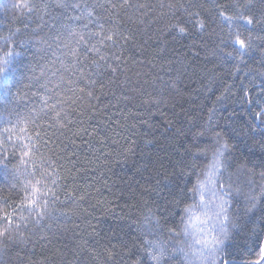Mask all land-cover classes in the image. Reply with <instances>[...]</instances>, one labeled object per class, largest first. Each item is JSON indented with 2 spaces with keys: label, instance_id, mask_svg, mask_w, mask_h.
<instances>
[{
  "label": "trees",
  "instance_id": "trees-1",
  "mask_svg": "<svg viewBox=\"0 0 264 264\" xmlns=\"http://www.w3.org/2000/svg\"><path fill=\"white\" fill-rule=\"evenodd\" d=\"M62 2L70 6L28 0L29 11L13 7L20 0H0V49L11 36L19 53L13 66V95L0 97V132L11 126L8 120H35V130L49 143L33 156L43 154L59 169L55 201L49 199L42 220L22 228L23 241L0 249V264H152L144 251L146 239L169 241L167 264H184L183 253L172 249L187 250L194 243L196 217L202 218L204 211L199 195L187 189L197 177L205 178L211 151L218 146L217 133L220 143L229 145L221 175L225 181L231 178L230 212L245 225L234 230L225 251L230 264L259 261L250 228L256 227L259 235L264 227L259 223L264 201L249 213L246 198L264 185V115L257 116L264 109V26H238L241 38L252 37L251 47L241 53L217 9L219 5L232 14L224 6L236 0H130L152 7L120 11L122 34L131 39L105 53L120 57L108 61L117 71L113 74L102 66V75L91 76L97 84L80 93L73 90L83 83H69L79 79L73 75L70 50L78 49L81 60L86 54L84 66L97 71L90 64L95 53L76 41L79 34L87 39L89 31L100 30L99 24L110 17L108 0ZM253 2L258 11L259 0ZM160 4L176 5L174 14ZM181 4L200 12L203 31L183 34L168 27L185 17ZM45 98L49 103L63 100L66 118L57 123L52 112L42 111ZM11 135L12 142H4L7 167L0 165V209L8 211L23 198L24 177L17 169L25 167L17 139L22 134ZM32 164L29 159L26 166L31 169ZM150 212L159 227L153 221L148 235L144 220ZM169 228L179 235L171 236Z\"/></svg>",
  "mask_w": 264,
  "mask_h": 264
},
{
  "label": "snow or ice",
  "instance_id": "snow-or-ice-1",
  "mask_svg": "<svg viewBox=\"0 0 264 264\" xmlns=\"http://www.w3.org/2000/svg\"><path fill=\"white\" fill-rule=\"evenodd\" d=\"M55 3L59 7H69L70 5L63 3L62 0H55ZM260 7L258 11H254L257 5L253 0H236L235 3L230 6H224L228 8L232 14H228L227 11L221 10V6H217L219 16L222 20L228 24L230 35L233 37L231 43L233 45H238L237 51L243 53L246 49L251 47L252 37L245 36L241 38V32L239 27L241 26L247 29L249 26L259 24L264 26V0H259ZM16 8H27L31 11V6L28 0H20V3L13 5ZM75 7H80L79 4ZM100 8H104V4L98 5ZM135 7L138 11L144 8H151V5L138 4L133 5L130 0H122L120 3H112L108 0V9L110 12V17L104 20V23L99 24V31H89L87 34V39L85 35L79 34V39L76 43L84 44L87 46V52L95 53L96 58L90 61L92 66L97 69L96 72H92L91 68H86L84 66L85 60H87V55L85 54V59L81 60L78 55V49L70 50V55L74 58L72 68L74 69L73 75L79 77L78 81H69V83H83L84 87H78L73 91H79L84 93L85 88L94 87L97 84L95 79H92V75H102L99 69L106 65L108 70L115 74L117 71L116 67H113L108 61L114 60L119 61L120 57L118 55H108L105 54L108 50L113 47L120 45L121 41L127 43L131 39L130 36H124L122 34V27L124 24L123 19H119V13L121 10H126ZM159 7H167L169 9V14L172 13V9L176 5L160 4ZM180 8L184 9L185 17L183 19L177 20L176 23L170 24L168 27L178 31L179 33L187 34L191 31H203L205 29V23L203 19L200 18V12L189 11L187 8L181 4ZM190 8H194V5H189ZM101 18L97 17L96 20L99 22ZM131 20V17H129ZM105 24H112V27L105 28ZM87 28V25H85ZM70 35L75 36L76 33L70 31ZM94 41V42H93ZM5 49H0V97L10 99L12 97V87L13 85V66L16 62V57L19 55L15 51L14 45L11 44V36L4 38ZM231 55V53H227ZM101 87H103L101 85ZM89 97L93 96L91 91L87 92ZM50 98H45L42 103L44 108L42 111L52 112L53 119L57 123L62 118H66L67 113L63 112V100H57L55 103H49ZM57 109H60L59 111ZM264 115V109L261 113H257V116ZM7 123L11 125L10 127H4L2 132H0V165L7 167L4 164V160L7 159V154L4 149L5 140L8 143L12 142V135L14 131L20 132L22 135L18 136L17 139L21 142L23 151L21 152V164L25 165L23 171L17 169L21 176L24 177L23 180V198L18 204L12 208L11 211L6 209H0V249L5 248L8 244L13 243L17 240L23 241L25 239L22 228H26L30 222L33 220L39 222L42 220L48 209L49 199L55 201V186L58 182L59 169L56 168L55 163L52 159L46 158L43 154L37 157L33 156V153H40L41 146H47L49 143L47 140L43 139L41 131H36L35 129L39 126L36 125L35 120L21 121L17 119L16 124H12L11 120ZM29 125L33 127V132H29ZM48 127H52L51 124ZM46 135V133H45ZM221 137L217 133L216 144L218 145L211 151L212 160L208 165L205 178L201 180L197 177L196 183L189 189L188 193L193 196L199 195L200 205L203 207L204 211L202 213L204 219L201 220L200 216L196 217L197 221H200L205 225L198 230L197 238L194 243L188 247L186 250L183 247L173 248L172 251H179L183 253L184 264H230L228 259V253L225 251L226 244L229 240L234 238V230L238 232L245 225H241L240 218L234 216L230 209L232 208V202L230 197L232 196V186L230 183V177L228 181L224 180L221 175V171L226 168L225 163V151L228 149L229 145L224 142L220 143ZM42 142V143H41ZM208 149H204L203 153L207 155ZM27 158V159H25ZM32 159L33 164L31 169L26 165L28 160ZM47 165V167H46ZM51 169L49 171L48 169ZM49 181L51 182V187H49ZM239 192V189L236 190ZM206 193L211 194V199L206 200ZM247 212L251 213L253 209L256 208L257 203L264 201V185L259 189L258 194H252L251 192L247 195ZM4 203L8 202V198H3ZM211 205V208L209 207ZM192 205H189L187 211H190ZM19 209V211H17ZM27 211L28 216L23 215V212ZM35 214L34 217L32 214ZM155 221L156 225L159 227V220L154 215L149 213L145 217L144 223L148 227V235L152 234L153 229L151 228L152 222ZM188 223H191V218H189ZM188 223L185 224L184 232H188ZM251 224H256L254 220L250 221ZM261 225H264V216L261 217L259 221ZM250 231L253 236H256L257 248L259 249L260 256L259 261H253L252 264H260V261H264V227L259 228V235H257V228L252 227ZM168 232L171 236H177L175 228H169ZM146 247L144 249L145 253L149 257L152 264H167L169 260V241H163L161 239L156 240H145Z\"/></svg>",
  "mask_w": 264,
  "mask_h": 264
},
{
  "label": "rangeland",
  "instance_id": "rangeland-1",
  "mask_svg": "<svg viewBox=\"0 0 264 264\" xmlns=\"http://www.w3.org/2000/svg\"><path fill=\"white\" fill-rule=\"evenodd\" d=\"M204 218L202 217L201 220H203ZM204 224L200 222V227H203ZM196 233L198 234V230H199V221L197 222V225H196Z\"/></svg>",
  "mask_w": 264,
  "mask_h": 264
},
{
  "label": "bare ground",
  "instance_id": "bare-ground-1",
  "mask_svg": "<svg viewBox=\"0 0 264 264\" xmlns=\"http://www.w3.org/2000/svg\"><path fill=\"white\" fill-rule=\"evenodd\" d=\"M252 263V262H251Z\"/></svg>",
  "mask_w": 264,
  "mask_h": 264
}]
</instances>
